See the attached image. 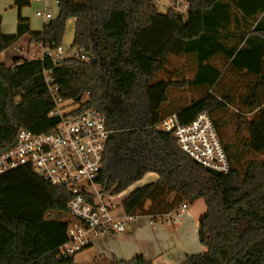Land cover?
Returning <instances> with one entry per match:
<instances>
[{
	"label": "trees",
	"instance_id": "trees-1",
	"mask_svg": "<svg viewBox=\"0 0 264 264\" xmlns=\"http://www.w3.org/2000/svg\"><path fill=\"white\" fill-rule=\"evenodd\" d=\"M29 5L14 0L16 33L0 30L1 53L23 38L56 50L73 19L70 47L82 48L92 60L0 62V150L19 129L49 134L58 123L50 116L54 105L44 83L49 70L64 102L105 116L111 139L96 180L103 192L118 196L147 174L158 176L122 200V214L156 222L183 203L202 200L198 241L206 251L182 264H264V161L253 159L264 154V0H189L186 14H159L155 0H62L39 32L20 15ZM171 57L190 59V79H157ZM223 70L241 80L234 83L244 85V97L220 88ZM184 88L200 98L180 106L170 95ZM235 106L244 111L224 119ZM202 113L212 118L227 174L208 173L180 151L172 134L156 130L171 115L187 125ZM232 122L231 140L224 130ZM70 199L69 190L51 186L29 167L1 175L0 264H76V255L59 253L67 241ZM92 264L150 263L141 256L128 262L99 256Z\"/></svg>",
	"mask_w": 264,
	"mask_h": 264
},
{
	"label": "built area",
	"instance_id": "built-area-1",
	"mask_svg": "<svg viewBox=\"0 0 264 264\" xmlns=\"http://www.w3.org/2000/svg\"><path fill=\"white\" fill-rule=\"evenodd\" d=\"M62 0H29L42 5L35 17L43 26L52 21ZM53 7H56L54 13ZM187 4H177L174 10L186 14ZM43 58L53 63L67 58L89 63L92 57L82 48L61 47L51 50L42 47ZM1 53V52H0ZM44 83L52 99L54 110L50 116L58 123L49 134L35 135L19 129L13 143L0 150V176L13 170L29 167L51 186L66 188L71 194L67 205L69 225L67 241L59 248L60 255L75 256L89 249L103 234H120L126 226L135 225L139 216H126L114 203L116 196L103 192L96 182L103 167L108 136L105 116L96 110L79 111V105L64 102L49 70L44 71ZM157 131L170 133L180 151L205 169L227 174L230 166L222 143L207 113L198 115L191 123L182 125L176 115L163 119ZM187 204L168 216L176 222L187 210Z\"/></svg>",
	"mask_w": 264,
	"mask_h": 264
},
{
	"label": "crops",
	"instance_id": "crops-1",
	"mask_svg": "<svg viewBox=\"0 0 264 264\" xmlns=\"http://www.w3.org/2000/svg\"><path fill=\"white\" fill-rule=\"evenodd\" d=\"M165 1L167 3L166 9L168 10L174 9L177 4H187L189 0ZM155 7L157 12L160 14L156 3ZM166 12L163 14H166ZM73 21L74 25H72L70 38H68L70 39L69 46L64 48V50L69 49L73 41L75 20ZM24 39L25 41L21 45L20 42ZM22 40L11 47L14 48V55L10 56L7 54L11 48L0 53V62L6 65H11L15 59L26 58L25 54L32 53L31 50L33 48H37L34 49L36 51H41L42 55V48L40 44L30 43L27 38H23ZM62 47L63 46H61V48ZM157 180L158 176L156 174L149 173L140 182L130 187L128 189L129 191H127L131 193L136 188L154 183ZM129 193H127L125 198L129 195ZM122 194L116 196L115 200L119 199ZM121 202H116L119 210H121ZM187 206L190 207V210H187L183 215H181L176 222L171 220V216L161 218L168 219L165 223L160 220L152 222L146 217H140L138 220L139 222L130 227L127 232L101 235L95 241L93 246L89 248V250H93L94 253L92 261L99 256H103L108 259L114 257L118 260L128 262L137 256H141L150 264H182L187 256L201 254L202 246L198 241V219L205 212V205L202 200H198L193 205Z\"/></svg>",
	"mask_w": 264,
	"mask_h": 264
},
{
	"label": "rangeland",
	"instance_id": "rangeland-1",
	"mask_svg": "<svg viewBox=\"0 0 264 264\" xmlns=\"http://www.w3.org/2000/svg\"><path fill=\"white\" fill-rule=\"evenodd\" d=\"M14 0H0V30L4 35H14L16 33V26H17V17H18V11L17 8L14 7L13 5ZM155 3L157 5L158 11L160 14H163L166 12V1L165 0H155ZM42 5L36 4V3H31L28 7L23 8L20 11V15L22 18L28 19L29 24H30V29L33 32H39L42 30L43 23L39 19L35 17V11L38 9H41ZM54 13L56 12V7H53ZM72 25H74V21L70 20L67 24L66 31H65V36L64 40L62 43V48H67L69 46V40L70 38V32L72 29ZM25 39L20 42L24 43ZM37 48H33L31 50L32 53H26L25 57L29 59L33 58H38L41 56V51L39 52L38 50H34ZM8 55H14L15 51L14 48H11L8 52ZM1 56V55H0ZM1 60V59H0ZM12 62V61H11ZM219 63V61H218ZM190 59H184V58H173L171 57L168 65L166 66L167 70L166 73H161L157 76V79H172L176 81H181L182 79H190L193 75L192 73V68L190 65ZM223 75L222 79L220 81V88L224 90H231V93L235 95L236 97H244L246 94V90L243 87L244 85L242 84L241 86L236 85L234 82L238 80L241 83V80L239 78L235 79V75L231 72H228L227 70H223ZM201 93L196 91L193 88H184L182 90H176L173 89L171 92L170 98L174 99L180 106L184 104H189L190 102L197 100L200 98ZM241 110L242 112L244 110L239 109L238 106H235V108H228L226 114L223 116L224 119L230 120V118L237 113V111ZM241 112V113H242ZM250 117V116H249ZM235 129H236V124L234 122L230 123L225 127V133L227 134V137L229 139H233L234 134H235ZM253 159L262 162L264 161V154L263 155H258V156H253ZM129 191V190H128ZM126 191L124 194H122L119 199L114 200V203L116 202H121L123 198L129 193ZM187 210H190V207L188 206ZM186 210V211H187ZM161 222L165 223L166 220L168 219H158ZM139 222V221H138ZM171 223V222H170ZM132 227V226H131ZM128 226H126L125 231H129ZM206 249L202 246V252L204 253ZM93 250L86 249L78 254H76L74 261L76 264H92V259H93Z\"/></svg>",
	"mask_w": 264,
	"mask_h": 264
},
{
	"label": "water",
	"instance_id": "water-1",
	"mask_svg": "<svg viewBox=\"0 0 264 264\" xmlns=\"http://www.w3.org/2000/svg\"><path fill=\"white\" fill-rule=\"evenodd\" d=\"M108 139H111V135L108 136ZM208 173L214 175V176H220V173L216 172V171H213L211 169H205ZM38 177H41L42 178V174H38L37 175Z\"/></svg>",
	"mask_w": 264,
	"mask_h": 264
}]
</instances>
